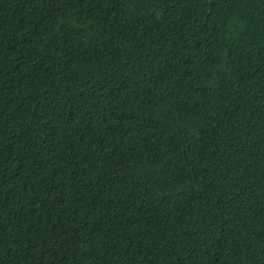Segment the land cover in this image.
Wrapping results in <instances>:
<instances>
[{"label":"trees","instance_id":"1","mask_svg":"<svg viewBox=\"0 0 264 264\" xmlns=\"http://www.w3.org/2000/svg\"><path fill=\"white\" fill-rule=\"evenodd\" d=\"M0 264H264V0H0Z\"/></svg>","mask_w":264,"mask_h":264}]
</instances>
